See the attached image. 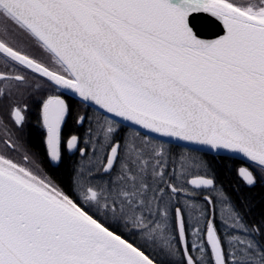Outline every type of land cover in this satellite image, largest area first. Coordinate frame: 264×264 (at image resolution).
<instances>
[{"label":"snow or ice","instance_id":"1","mask_svg":"<svg viewBox=\"0 0 264 264\" xmlns=\"http://www.w3.org/2000/svg\"><path fill=\"white\" fill-rule=\"evenodd\" d=\"M0 264H264V0H0Z\"/></svg>","mask_w":264,"mask_h":264}]
</instances>
